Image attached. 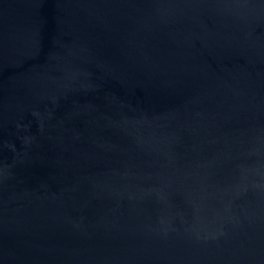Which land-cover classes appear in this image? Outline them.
Instances as JSON below:
<instances>
[{
  "label": "water",
  "instance_id": "1",
  "mask_svg": "<svg viewBox=\"0 0 264 264\" xmlns=\"http://www.w3.org/2000/svg\"><path fill=\"white\" fill-rule=\"evenodd\" d=\"M0 264H264V0H0Z\"/></svg>",
  "mask_w": 264,
  "mask_h": 264
}]
</instances>
